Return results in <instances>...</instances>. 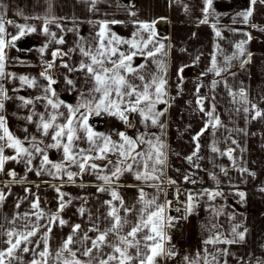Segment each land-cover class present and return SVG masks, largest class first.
Wrapping results in <instances>:
<instances>
[{
    "label": "crops",
    "instance_id": "1",
    "mask_svg": "<svg viewBox=\"0 0 264 264\" xmlns=\"http://www.w3.org/2000/svg\"><path fill=\"white\" fill-rule=\"evenodd\" d=\"M0 5L4 20L14 22L5 24L6 41H11L12 36L18 35L16 25L36 28L35 32L12 41L5 48L4 74L0 77V86L8 98L0 96L5 105L0 115L6 117L7 127L15 137L21 140L27 137L30 140L35 136L37 141H43L40 147L53 163L63 160V150L47 147L54 143L51 139L52 130H49V135H42L37 129V122L40 113L47 117L54 110L46 108V100L35 99L46 95L44 88L47 81L40 73L46 63L52 60V52L59 49L68 53L56 60L55 67L49 74L57 81L53 85L57 98L64 101L65 105L75 106L81 93L87 92L91 84L84 71L70 72L60 66L61 61H66L72 68H78L81 60L85 59L79 48L89 45L95 47L98 43L99 22L120 21L121 23L109 24L110 31L123 39H130L136 31L134 20H160L159 25L154 26L157 35L149 49H154L157 43L165 45L166 55H157L156 61H163L166 72L161 71L152 58L145 59L141 55L134 57L132 63L134 67L145 65L139 74L144 75L147 80L153 74L167 80V95L163 98L166 102L156 105L159 111L164 112L159 118V123L164 125L163 130L151 125L150 121L142 123L137 113L129 114L131 127L107 113L91 115L88 121L95 131L111 135L114 140H119V132H125L133 138L145 133L151 138L160 136L166 145L167 165L163 169V183H144L125 173L117 185L119 194L126 206L135 205L138 209V189L143 188L148 199L158 196L161 204L171 201V206L166 208L167 215L176 195L180 207L179 211L174 212L186 214L188 193L193 194L194 208L187 215L191 249L181 256L174 248L176 255L172 258H158V264H185V256L194 258L197 252L204 256L205 249L208 253H216L217 249L228 250V255H218L219 264H257L258 260L264 261V117L253 119L255 110L251 108L255 104L259 110L264 111V31L251 27L252 24L264 27V4L257 2L253 6L251 0H212L208 22L204 24L199 22L205 15L204 0H134L132 4L130 1L98 0L95 10H92L91 0H0ZM250 7L253 8V15L250 23L245 24L238 14ZM130 11L136 15H129ZM45 19H54V22L45 25ZM213 25L216 26L215 29ZM45 26L49 29L48 33L43 31ZM217 30L221 33L219 37L215 34ZM52 33L57 39L62 37L64 43H55ZM245 33L250 34L252 39L245 45V54L240 55L235 45L248 39ZM144 36L146 38L147 33ZM46 44L48 47L42 54L39 49ZM120 47L122 51L129 50L127 45ZM247 53H251V57ZM213 54L216 55L217 67L226 69L219 76L214 71H208L212 66ZM234 54L236 58L230 61L225 59ZM244 61L247 63L242 68L240 65ZM41 67L42 70H39ZM181 68L182 73L179 71ZM21 76L35 78L36 86L23 84L19 79ZM66 77L73 81L72 85L67 84ZM129 79L136 85L142 84L138 77L130 76ZM213 81H216L215 86ZM241 88L246 93L247 103L238 95ZM230 92L236 93L235 97ZM198 96L205 98L203 106L206 112H212L213 106L215 107L214 115L219 117L222 126L215 131L209 128L198 141H194L193 136L209 119L196 103ZM21 97L32 99L33 103L24 105ZM245 107L249 108V112L243 111ZM58 111L64 113V116L59 117L57 123H64L68 109L61 106ZM29 115L33 116V122L26 119ZM233 140L237 143L233 144ZM197 143L200 145L197 156L189 162L186 157L196 151ZM77 144L79 148H88L86 140L82 139ZM213 145L218 151H212ZM229 148L233 149L232 159L221 155ZM14 154L12 149H5V155ZM108 158L113 161L117 159L115 154H109ZM41 160L42 156L35 154L30 167L39 168ZM96 163L104 165L106 161ZM28 167L26 158L24 161L10 160L5 164L4 171L0 172V191L6 196L0 204V224L5 225V228L12 227L7 221H11L16 213L31 211L30 204L36 197H39L42 210L56 212L59 206L57 187L65 194L64 200H70L71 203L61 213L67 224L60 226L57 223L53 226L49 241L53 256L71 233L73 224L82 225L79 236L93 222L98 223L101 229L108 226L102 219L108 211L103 202L111 197L109 193L97 192L102 181L97 180L91 171L74 177V182H70L65 174L50 176L45 171L37 176L35 171H27ZM46 167L50 168V165ZM68 170L79 171L76 165ZM8 171H15L16 180L23 178V182L12 183L13 178L7 175ZM185 175L190 177L189 181L184 180ZM169 178L176 183L168 184ZM81 184L84 186L81 187ZM156 184H160L162 192H157ZM25 189L30 191L26 192ZM204 190L218 191L221 195L209 199L207 194L200 195ZM240 192L244 193L243 198L239 195ZM18 202L20 207L17 209ZM82 206L86 210L84 215L78 212ZM98 217L101 219L98 220ZM135 219L136 215L129 216V220ZM16 223L19 226L22 221ZM213 225L216 227L213 228ZM237 225L238 231L247 230L243 242L215 245L204 243L210 235L217 232L222 239H234L232 228ZM89 235L94 236L95 233L90 232ZM5 239V236L0 235V248L7 246L3 243ZM74 247L81 248L79 244ZM42 248L41 244L38 250ZM110 251L109 248L104 249L105 254ZM18 254L22 260L13 261V264H28L33 258L32 252ZM200 264H203L202 260Z\"/></svg>",
    "mask_w": 264,
    "mask_h": 264
},
{
    "label": "snow or ice",
    "instance_id": "2",
    "mask_svg": "<svg viewBox=\"0 0 264 264\" xmlns=\"http://www.w3.org/2000/svg\"><path fill=\"white\" fill-rule=\"evenodd\" d=\"M257 2L264 4V0H251L254 6ZM98 0H91L92 10H95V5ZM203 13L204 19L200 20L201 24L208 22V15L212 6V0H204ZM2 9V5H0ZM129 15L135 16V12H129ZM245 24L250 23V17L253 15V8L250 7L247 11L241 12ZM52 21L45 19L44 24L47 25ZM14 23L11 20L5 21L3 18V11L0 10V77L4 74L5 62V48L12 41L19 39L30 32H35L36 28L27 25H16L19 29L18 35L12 36L11 41L4 39L5 24ZM100 30L97 33L98 43L93 46H81L79 51L85 58L82 59L78 68H72L66 61H61V67L67 68L68 71H84L86 78L90 82L91 87L87 92L81 93V98L78 103L73 105H65L64 101L57 98V93L53 85L57 81L49 74L55 67V62L58 58L67 56L59 49L52 52V60L46 63L44 70L41 71L40 76L47 81L44 88L46 95L43 97H36V100H46V108L51 107L53 113L45 116L44 113L39 114V121L37 122V129L41 131L42 135H49L51 129V139L54 143L48 145L51 148H62L63 160L59 163H53L49 160L46 151L40 147L43 141H37L35 136L29 140L15 137L7 127V120L4 115H0V172L5 169V164L10 160L24 161L29 166L27 171H35L37 176L42 175L45 171L50 176H59L65 174L70 182H74L73 178L81 176L82 174L91 171L97 178L102 181V184L97 187V192L109 193L110 199L103 203L108 207V211L102 217L107 222L108 226L101 229L96 222L87 231L83 232L82 236L78 234L82 231V225L77 223L71 226V233L62 241L60 247L56 249L53 256L50 250V235L53 226L57 223L60 226L67 224V221L61 217V213L71 203V201L64 200V193L60 192L57 187L56 191L59 193V206L56 212H45L40 207L39 197H36L30 204L31 211L24 213H16L11 221L7 223L12 227L5 228V225L0 224V235L5 236L3 241L7 246L0 248V264H13V261H21L22 257L19 252L33 253V258L28 264H158V258L167 257L172 258L176 252L172 247H166L170 244L171 236L169 229L173 228L179 219H187V215L193 211L194 196L188 193L186 214L183 217L176 218L166 214V208L171 206V201H166L164 204L158 202V196H153L151 199L147 198L143 188L138 189L139 197L137 203L140 207L137 209L135 205L132 207L126 206L125 201L120 196L118 191V182L125 173L131 174L137 181L148 183L150 181H159L163 183V169L167 165V155L165 152L166 145L160 136L151 138L148 134L141 133L136 137H131L125 132H119V140H114L111 135L99 133L89 124V117L91 115H101L107 113L110 116H115L122 120L125 124L131 127L129 118L130 113H137L141 117V122L150 121L151 125L159 126L162 130L163 124L159 123V118L164 115L157 109L156 105L165 103L163 99L166 95L167 80L163 76L152 75L150 80L142 74H139L145 65L140 64L138 67L133 66V58L137 55L144 56L145 59L152 58L157 62L161 71L166 72V67L163 61H156L157 55H166L164 51L165 45L157 43L154 49H149V45L153 44L156 38L154 26L157 21L145 22L134 20L133 24L136 26V31L132 33L130 39H123L111 32L108 25L121 23L120 21H101ZM59 26V25H58ZM215 25L213 28L215 29ZM251 27L264 31V27L252 24ZM45 33L49 29L45 26L43 28ZM144 33H147L145 38ZM216 36L221 35L220 31H216ZM52 38L57 44H63V38L57 39L52 33ZM247 40H241L236 43L235 47L240 55L245 54V45L252 39L251 35L245 33ZM121 45H127L128 51H122ZM48 45L41 47L39 51L43 54ZM71 51V50H70ZM251 57V53H247ZM236 58L235 54L232 57H225L226 60ZM247 61L241 63L243 68ZM183 72V68L179 70ZM209 72H215L217 76L226 69L217 67L216 55L212 56V66L208 69ZM135 76L142 82L140 85L134 84L129 77ZM23 84L29 87L36 86V79H29L26 76L19 78ZM67 84L72 85L73 81L65 78ZM216 81H213L215 86ZM199 93V87L197 88ZM233 97L236 93L230 92ZM238 95L247 103L246 93L243 88L239 90ZM0 96L7 99L6 93L2 86H0ZM24 105L33 103L32 99L20 98ZM204 97H199L196 103L200 106V111L208 116V122L200 129L198 133L193 136L194 141L203 135L209 128L215 131L222 126L218 116L214 115L215 107L212 112H206L203 106ZM61 106L68 109L64 123H57L59 117L64 116V113L59 112ZM5 105L3 99H0V111L4 109ZM255 110L253 119L264 117V111L258 109L255 104L251 105ZM245 113L249 112V108H243ZM29 122H33V116L26 117ZM27 131V129H25ZM86 140L88 148H79L77 142ZM27 141V146H26ZM233 144L237 142L232 141ZM12 149L14 155H5V149ZM200 145L196 144V151L192 155L186 157L191 162L193 157L197 156ZM212 151L216 152L218 149L213 145ZM233 149L229 148L221 155H227L232 159ZM35 154L42 156L41 165L39 168L30 167ZM109 154H115L117 159L115 161L109 159ZM96 161H106V164L101 165ZM50 165V168L46 167ZM72 165H76L78 172L68 170ZM109 166L111 168L109 169ZM198 166V165H197ZM105 169H108L105 172ZM54 170V171H53ZM224 171V169H221ZM247 171V169H242ZM8 176L12 177V183L23 182L16 180V172L8 171ZM254 175V174H253ZM213 179L215 177L213 176ZM185 181H189L188 175L184 176ZM195 183V181H192ZM168 184H175L176 181L171 178L167 181ZM160 184H156L157 192H162L163 189ZM84 185L81 184V187ZM38 187V186H37ZM55 187V186H54ZM29 192L30 189H25ZM207 194L209 199H214L215 196L221 195L220 192H210L204 190L200 195ZM241 198L244 193L240 192ZM6 199L5 193L0 191V204ZM26 199V197H25ZM20 207V203L16 204V208ZM85 208L82 206L78 209L81 215H84ZM179 211V209H177ZM123 213V215H121ZM130 215H136L135 221L129 220ZM7 220V218H5ZM91 221V216H89ZM101 219L100 217L97 218ZM17 221H22L17 226ZM47 221V223H43ZM213 228L216 226L213 225ZM126 228L128 230H126ZM239 225L232 228L234 239H222L221 234L217 232L215 235H210L204 243L207 244H234L244 241L245 232L238 231ZM95 233L90 236L89 233ZM35 244L36 247H30ZM43 245L42 250H38L40 245ZM79 244L81 248L74 246ZM90 245V246H89ZM111 249L107 254L104 249ZM134 250V253L133 251ZM79 253V255H78ZM205 255L201 256L199 252L194 258L184 257L185 264H219L218 255H228L227 249H217L216 253H208L205 249ZM211 257V258H209ZM226 264V262H225ZM257 264H264V261L258 260Z\"/></svg>",
    "mask_w": 264,
    "mask_h": 264
},
{
    "label": "built area",
    "instance_id": "3",
    "mask_svg": "<svg viewBox=\"0 0 264 264\" xmlns=\"http://www.w3.org/2000/svg\"><path fill=\"white\" fill-rule=\"evenodd\" d=\"M39 70H42V67ZM172 216L180 218L185 216V214L175 212ZM168 231L171 236L169 245H172L173 248H175V250H177L181 256H184L186 251L190 250L192 246L191 238L188 234L187 229V219H179V222L176 223L175 226ZM169 245H166V247H168Z\"/></svg>",
    "mask_w": 264,
    "mask_h": 264
},
{
    "label": "water",
    "instance_id": "4",
    "mask_svg": "<svg viewBox=\"0 0 264 264\" xmlns=\"http://www.w3.org/2000/svg\"><path fill=\"white\" fill-rule=\"evenodd\" d=\"M159 23H160V20H158L155 25L157 26V25H159ZM179 207H180V202L178 201V195H176L175 202H173L172 207L169 209L168 215L172 216L174 214V210L178 209ZM170 247H172V246H170Z\"/></svg>",
    "mask_w": 264,
    "mask_h": 264
},
{
    "label": "trees",
    "instance_id": "5",
    "mask_svg": "<svg viewBox=\"0 0 264 264\" xmlns=\"http://www.w3.org/2000/svg\"><path fill=\"white\" fill-rule=\"evenodd\" d=\"M120 1L127 2V3L130 1V3L132 4L134 0H120Z\"/></svg>",
    "mask_w": 264,
    "mask_h": 264
},
{
    "label": "rangeland",
    "instance_id": "6",
    "mask_svg": "<svg viewBox=\"0 0 264 264\" xmlns=\"http://www.w3.org/2000/svg\"><path fill=\"white\" fill-rule=\"evenodd\" d=\"M175 201V200H174ZM179 209V208H178ZM177 211V210H176Z\"/></svg>",
    "mask_w": 264,
    "mask_h": 264
}]
</instances>
